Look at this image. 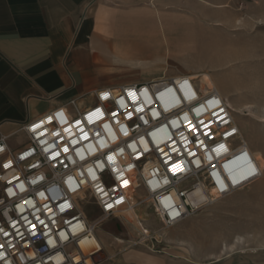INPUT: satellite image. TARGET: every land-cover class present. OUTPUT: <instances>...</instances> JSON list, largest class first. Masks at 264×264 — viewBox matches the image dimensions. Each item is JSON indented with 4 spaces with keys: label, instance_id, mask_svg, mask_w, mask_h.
<instances>
[{
    "label": "built area",
    "instance_id": "2783aa9c",
    "mask_svg": "<svg viewBox=\"0 0 264 264\" xmlns=\"http://www.w3.org/2000/svg\"><path fill=\"white\" fill-rule=\"evenodd\" d=\"M93 95L95 102L82 111L70 100L24 123L27 142L17 150L0 137V264H95V229L104 220L123 218L129 208L140 215L147 207L161 226L152 230L139 216L133 244H140L262 176L225 98L216 89L204 93L189 74L103 87ZM97 109L103 118L90 123ZM54 153L57 160L50 158ZM169 160L182 162L183 170L169 172ZM197 190L205 197L192 203ZM83 201L93 202L96 220L84 215Z\"/></svg>",
    "mask_w": 264,
    "mask_h": 264
},
{
    "label": "rangeland",
    "instance_id": "374dc122",
    "mask_svg": "<svg viewBox=\"0 0 264 264\" xmlns=\"http://www.w3.org/2000/svg\"><path fill=\"white\" fill-rule=\"evenodd\" d=\"M208 1L166 12L161 26L143 5L135 13L116 11L114 17L106 11L100 24L119 29H103L110 30L104 36L120 43L105 55L109 78L123 82L185 73L208 89L210 75L231 111L233 105L241 108L242 115L234 118L242 136L264 158V0ZM104 5L117 9L124 3ZM129 38L144 47L131 49L125 43ZM229 92L235 95L228 97ZM80 208L89 221L99 216L91 201ZM139 213L150 229L160 228L147 207ZM95 235L101 243L95 264H264V162L255 182L155 238L133 244L136 225L121 217L101 222Z\"/></svg>",
    "mask_w": 264,
    "mask_h": 264
},
{
    "label": "crops",
    "instance_id": "0c3cea01",
    "mask_svg": "<svg viewBox=\"0 0 264 264\" xmlns=\"http://www.w3.org/2000/svg\"><path fill=\"white\" fill-rule=\"evenodd\" d=\"M105 1L0 0V137L5 136L10 149L27 142L21 129L27 121L70 100L82 111L95 102L93 92L103 87L149 81L110 80L105 55L120 43L104 36L110 30L103 29H119L100 24L106 11L114 17L116 11L135 13L143 5L161 26L166 12L195 2L210 5L208 0H112L124 3L115 9ZM127 40L131 49L144 47Z\"/></svg>",
    "mask_w": 264,
    "mask_h": 264
},
{
    "label": "snow or ice",
    "instance_id": "6c2138e0",
    "mask_svg": "<svg viewBox=\"0 0 264 264\" xmlns=\"http://www.w3.org/2000/svg\"><path fill=\"white\" fill-rule=\"evenodd\" d=\"M135 96H136V93L131 92V91L128 92V97H129V99L131 100L132 103H136ZM103 98L106 99L107 97L105 96ZM137 111H142V109H137ZM112 115L116 116V115H118V113H113ZM94 117L97 118V119H102L103 118L102 110H99V109L95 110L94 112H92V113L89 114V116H88L87 119L89 120L90 123H94L95 122V120L93 119ZM131 118H132V116H131V113H130L128 119H131ZM49 122H51V121H49ZM80 123L81 122L77 121L76 122V125L79 126ZM173 123H175V122H173ZM201 123H203V121H201ZM37 127H40V125L34 126L33 131H35V128H37ZM206 127H210V125H207ZM188 130L190 132H194V134H198V132L200 131L199 129H196L195 126L193 124H191V123H189V125H188ZM66 131H68V129H66ZM81 131H83V129H81ZM41 135H45V133H41ZM54 135H58V133H55ZM204 135L205 136H208L209 133L208 132H205ZM81 139H88V137H87V135H84V136L81 137ZM72 143H73V145H75L77 142L76 141H73ZM223 147H224L223 145H220L219 146V148H223ZM219 148L216 149V150L219 151ZM0 150H2V149H0ZM62 151H64L65 153H67L69 151V149L67 147H65ZM192 155H195V154L193 153ZM58 156H59V153H54L50 158L52 160H57ZM137 158H139V157H137ZM107 159H108L109 162H112L113 161V156L112 155H109L107 157ZM166 162L167 163H170V167L168 168V171L171 172L174 175L177 174L178 172H181L183 170L182 169V162L171 163L170 160L169 161H166ZM5 167H8V165H5ZM101 167H102V170H103V166L102 165H101ZM93 179H96V177L93 176ZM126 186H127V181H123L121 183V187H126ZM112 190L115 191L116 189L113 188ZM100 191L104 192L105 189L104 188H101ZM105 194H107V193H105ZM63 207L64 206L62 205L61 206L62 210H63ZM109 207H111V205H109ZM178 214L179 213H177V215ZM37 219H39V217H37ZM40 223L41 224H44V221L43 220H40ZM32 231H33V235H35L36 234L35 224H33ZM5 235L7 236L9 234L8 233H5ZM61 235H63V233H61ZM49 243H51V241H49ZM0 248H3V245H0Z\"/></svg>",
    "mask_w": 264,
    "mask_h": 264
},
{
    "label": "bare ground",
    "instance_id": "6f19581e",
    "mask_svg": "<svg viewBox=\"0 0 264 264\" xmlns=\"http://www.w3.org/2000/svg\"><path fill=\"white\" fill-rule=\"evenodd\" d=\"M205 74V73H204ZM202 75V74H201ZM190 76H192V75H190ZM161 77V76H160ZM193 78H194V76H192ZM206 77L208 78V79H210V82H211V85L209 86V88L208 89H204V88H202V91L205 93V92H207V91H209V90H211V89H216L222 96H224L223 94H222V92L219 90V88L217 87V85L214 83V81H213V79L211 78V76L209 75L208 76V74L206 75ZM158 79H161V78H158ZM195 79V78H194ZM155 80H157V79H153L152 81H155ZM198 82V81H197ZM199 83V82H198ZM201 86V85H200ZM235 94H233V93H231V92H229V94H228V97H233ZM232 111H233V116L235 117V115H242V110H241V108H239V106H237V105H233V108H232ZM241 130V129H240ZM243 140L246 142V140L244 139V137H243ZM247 143V142H246ZM247 146H248V144H247ZM248 149L250 150V148L248 147ZM251 151V153L253 154V156H254V158H255V160L257 161V163H258V165H259V167H260V169L262 170V168H263V162H264V158H263V155H262V153L261 152H253L252 150H250ZM209 193L211 194V195H214V190H209ZM205 197V194L202 192V191H200V190H197V191H195L194 193H193V195H192V197H191V202L192 203H194L195 201H197V200H201L202 198H204ZM137 213L135 212V210L133 209V208H129V209H126V210H124L123 212H122V216H123V218L126 220V221H129V222H134V223H137L136 221H137V219L139 218V216H141V214L140 215H138V217H137ZM97 238V237H96ZM143 241V240H142ZM141 242V241H140ZM100 241L98 240V238H97V241H96V246H98V249H100ZM141 244V243H140ZM122 252V251H121Z\"/></svg>",
    "mask_w": 264,
    "mask_h": 264
}]
</instances>
